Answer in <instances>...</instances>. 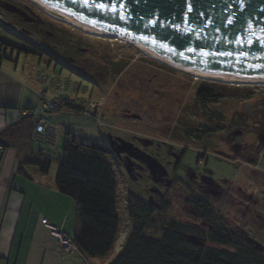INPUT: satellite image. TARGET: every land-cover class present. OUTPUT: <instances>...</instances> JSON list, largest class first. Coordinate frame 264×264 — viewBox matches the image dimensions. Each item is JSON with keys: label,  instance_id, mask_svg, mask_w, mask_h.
Returning <instances> with one entry per match:
<instances>
[{"label": "rangeland", "instance_id": "374dc122", "mask_svg": "<svg viewBox=\"0 0 264 264\" xmlns=\"http://www.w3.org/2000/svg\"><path fill=\"white\" fill-rule=\"evenodd\" d=\"M0 47L13 58L11 71L21 83L42 73L53 76L57 69L86 88L81 96L68 97L77 110L46 112L36 98V119L55 130L58 143L55 149L35 140L29 146L35 154L48 152L50 178L57 175L56 158L68 140L67 129L82 131V143L113 152L121 230L113 250L97 264L119 256L134 228L128 205L135 197L156 211L145 232L149 237L161 238L173 222L202 227L189 203L199 197L211 202L219 222L258 242L264 253V185L258 177L264 174V86L234 87L239 89L222 91L216 103L198 102L199 88L210 82L135 46L56 21L27 0H0ZM117 65L126 66L119 75ZM44 95L47 101L56 97L50 90ZM237 144L240 156L234 153ZM251 157L253 164L246 160ZM207 176L221 188L220 196L202 187Z\"/></svg>", "mask_w": 264, "mask_h": 264}, {"label": "trees", "instance_id": "16d2710c", "mask_svg": "<svg viewBox=\"0 0 264 264\" xmlns=\"http://www.w3.org/2000/svg\"><path fill=\"white\" fill-rule=\"evenodd\" d=\"M117 66L115 71L119 75L126 66ZM233 88L206 83L201 85L196 97L201 103H216L222 91ZM62 98L65 106L59 111L65 108L77 110L76 103H68V98ZM3 145L0 141V147L4 148ZM40 151L21 163L19 172L23 171L24 165H32L42 175H49L53 160ZM113 157L108 147L68 139L61 156L56 158L57 189L76 202V230L71 238L78 252L89 259L107 257L121 230L117 183L111 165ZM258 177L264 185V174ZM189 203L202 227L173 222L163 230L161 238H154L145 232L154 223L155 209L137 197L130 198L128 213L134 228L119 256L110 264H264L261 245L219 222L211 202L194 197ZM196 239L209 245L202 247Z\"/></svg>", "mask_w": 264, "mask_h": 264}, {"label": "water", "instance_id": "95a60500", "mask_svg": "<svg viewBox=\"0 0 264 264\" xmlns=\"http://www.w3.org/2000/svg\"><path fill=\"white\" fill-rule=\"evenodd\" d=\"M34 1L90 30L127 38L172 67L264 81V0Z\"/></svg>", "mask_w": 264, "mask_h": 264}, {"label": "crops", "instance_id": "0c3cea01", "mask_svg": "<svg viewBox=\"0 0 264 264\" xmlns=\"http://www.w3.org/2000/svg\"><path fill=\"white\" fill-rule=\"evenodd\" d=\"M12 63L13 58L0 47V141L4 144V150L0 149V264H97V259L61 249L42 224L46 219L71 237L76 230V202L59 193L56 177L42 175L32 165H24L19 172L21 163L36 156L29 146L40 121L37 108L33 110L36 98L40 100L49 90L64 98L79 97L74 86L81 83L70 79L73 86L62 93L56 88L47 90L38 76L21 83L11 71ZM53 73L69 79L58 75L57 69ZM27 116L31 118L25 119ZM57 143L56 138L54 145L42 147L55 149Z\"/></svg>", "mask_w": 264, "mask_h": 264}, {"label": "built area", "instance_id": "2783aa9c", "mask_svg": "<svg viewBox=\"0 0 264 264\" xmlns=\"http://www.w3.org/2000/svg\"><path fill=\"white\" fill-rule=\"evenodd\" d=\"M39 78L43 81L47 88H56L60 93L65 92L70 86H73V82L69 79L63 80L59 76H48L42 73ZM78 92H84L86 89L80 84L74 86ZM61 95H57L53 101H47L44 94L41 95V101L43 103V110L46 112H55L65 106ZM68 103H75L71 99H67ZM91 109L96 108V104L90 103ZM92 114V113H90ZM66 134L72 141L83 142L85 140V134L80 130L67 129ZM34 140L39 146L54 145L56 141V133L53 128L48 126L44 120H40L35 124ZM2 151L4 148H0ZM42 152L43 155H45ZM43 226L50 232V235L58 241L61 249L69 250L70 252H78L76 245L71 237L67 236L60 228L51 224L48 220L42 221Z\"/></svg>", "mask_w": 264, "mask_h": 264}, {"label": "bare ground", "instance_id": "6f19581e", "mask_svg": "<svg viewBox=\"0 0 264 264\" xmlns=\"http://www.w3.org/2000/svg\"><path fill=\"white\" fill-rule=\"evenodd\" d=\"M27 1L31 2L34 6H36L38 9H40L42 12H44L50 18H52V19H54L56 21H59V22H61L63 24L70 25V26H72L74 28L80 29L83 32H85L86 34H89V35H92V36H95V37H99V38L115 39V40L121 41V42H123L125 44H129V45L135 46L127 38H124L122 36L115 35V34H112V33L97 32V31L90 30L87 26H84V25L74 21L73 19L67 17V16L55 13L52 10H50L47 7L37 3L34 0H27ZM140 51L142 53L148 55L152 59H155V60L160 61V62H162L164 64H167V65L173 66L172 64L166 63V62H164V61H162L160 59H157V58L151 56L149 53H147V52H145L143 50H140ZM174 67L176 69H178V70L185 71L192 78H194V79H196V80H198L200 82H210V83H216V84H221V85L231 86V87L264 86V81H249V82H246V81H234V80H218V79L211 78V77H209V76H207L205 74H202L200 72H194V71H192V70H190V69H188L186 67H181V66L180 67L179 66H174Z\"/></svg>", "mask_w": 264, "mask_h": 264}, {"label": "flooded vegetation", "instance_id": "af4514ba", "mask_svg": "<svg viewBox=\"0 0 264 264\" xmlns=\"http://www.w3.org/2000/svg\"><path fill=\"white\" fill-rule=\"evenodd\" d=\"M263 138H264V136L260 137V140H261L262 144H264V142L262 140ZM257 152L260 153L261 151H257ZM236 155L240 156V153L236 154ZM246 160H247L248 163H252L253 164L256 161V158L255 157H251V158H247ZM250 161H252V162H250ZM209 179H210V177H208V176L204 177V179L202 181V184H201L202 187L208 189V194L212 193L215 196H220L222 192H220L219 190H221V188L214 181L209 183Z\"/></svg>", "mask_w": 264, "mask_h": 264}]
</instances>
